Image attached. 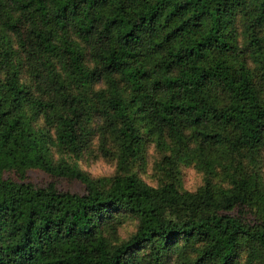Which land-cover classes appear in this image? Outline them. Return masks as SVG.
Instances as JSON below:
<instances>
[{
  "label": "trees",
  "instance_id": "16d2710c",
  "mask_svg": "<svg viewBox=\"0 0 264 264\" xmlns=\"http://www.w3.org/2000/svg\"><path fill=\"white\" fill-rule=\"evenodd\" d=\"M3 4L18 16L3 23L20 53L57 55L83 86L96 77L111 80L101 115L125 169L101 186L75 168L50 165L23 105L42 113L54 142L70 150L80 143L85 114L75 97L57 93L39 100L18 85L0 35L6 72L0 82V264H162L169 244L177 242L195 255L194 264H231L243 250L264 264V187L256 167L264 148V0ZM68 32L85 45L94 68L83 65L82 49ZM142 125L172 141V161L207 170L223 163L225 187L207 182L192 193L170 182L151 187L127 171ZM11 168L68 176L84 192L2 178ZM118 214L130 218L134 230L111 243L107 234Z\"/></svg>",
  "mask_w": 264,
  "mask_h": 264
},
{
  "label": "rangeland",
  "instance_id": "374dc122",
  "mask_svg": "<svg viewBox=\"0 0 264 264\" xmlns=\"http://www.w3.org/2000/svg\"><path fill=\"white\" fill-rule=\"evenodd\" d=\"M17 17V14L12 13L5 4L1 6L0 35L4 37L7 48L11 50L12 54L8 64L15 71L17 84L24 87L31 97L39 100H49L57 93L75 97L85 114L80 126L81 140L73 150L57 145L53 140V127L47 124L43 114L34 112L25 104L23 111L30 130L40 142L43 140L42 145L50 165L75 168L88 179L97 181L103 186L115 175L122 174L125 169V165L119 162L117 146L110 134V129L104 125L101 115L104 101L112 94L111 80L107 77H96L83 86L64 71L57 55L28 57L20 53L19 47L4 25L6 19L15 20ZM66 36L82 49L80 59L83 65L94 68L96 64L91 61L85 45L69 32ZM5 75V70L0 69V82L3 81ZM114 80L117 81L116 78ZM117 90L121 93L124 86L117 83ZM98 94L102 95V99L96 97ZM35 113H37L36 116ZM138 132L141 145L137 157L129 161L127 171L135 172L146 185L156 187L170 182L179 191L191 193L205 186L207 182L214 188L225 187L226 182L221 173L223 163L212 162V166L207 170L206 167L200 166L199 168L196 163L184 162L178 157L172 161V156H174L171 149L173 148L172 141L167 138L164 141L163 136H158L154 129L145 125L139 126ZM256 167L264 187V148L259 153ZM206 171L212 172L211 175L208 176ZM2 178L17 183H28L34 187H51L61 192L75 194L84 192L80 181L60 174L46 173L38 168L6 169L2 171ZM112 224L115 230L114 232L108 231L107 234V239L111 243L125 240L133 233L134 223L125 215H114ZM169 245L171 251L163 256L162 264H194L195 255L182 250L181 242ZM258 262L256 253L243 250L238 253L231 264H258ZM196 264L213 263L197 261Z\"/></svg>",
  "mask_w": 264,
  "mask_h": 264
}]
</instances>
